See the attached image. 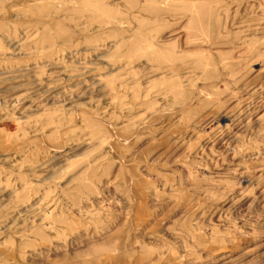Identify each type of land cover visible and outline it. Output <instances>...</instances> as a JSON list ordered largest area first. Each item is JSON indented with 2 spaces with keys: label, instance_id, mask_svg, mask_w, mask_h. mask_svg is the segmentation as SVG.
Segmentation results:
<instances>
[{
  "label": "rangeland",
  "instance_id": "374dc122",
  "mask_svg": "<svg viewBox=\"0 0 264 264\" xmlns=\"http://www.w3.org/2000/svg\"><path fill=\"white\" fill-rule=\"evenodd\" d=\"M0 264H264V0H0Z\"/></svg>",
  "mask_w": 264,
  "mask_h": 264
}]
</instances>
